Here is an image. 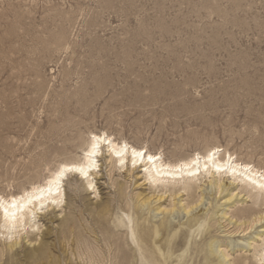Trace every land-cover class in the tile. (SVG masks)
Instances as JSON below:
<instances>
[{"label":"rangeland","instance_id":"obj_1","mask_svg":"<svg viewBox=\"0 0 264 264\" xmlns=\"http://www.w3.org/2000/svg\"><path fill=\"white\" fill-rule=\"evenodd\" d=\"M93 133L171 163L219 148L264 171V0H0V196L81 160ZM101 153L96 175L64 178L38 231L0 227V264H143L139 232L166 220L156 264L212 250V264L264 262V201L245 183L203 174L191 196L163 193Z\"/></svg>","mask_w":264,"mask_h":264},{"label":"bare ground","instance_id":"obj_2","mask_svg":"<svg viewBox=\"0 0 264 264\" xmlns=\"http://www.w3.org/2000/svg\"><path fill=\"white\" fill-rule=\"evenodd\" d=\"M90 136V141L87 148L83 152L81 160L79 159V161L75 162L61 163L58 168L51 173L46 181L44 180L45 183L43 182V184L33 186L30 190L25 191L22 195L14 196L10 199H5L0 196V200H2L4 206L9 209V212L15 211L16 213L15 219H12L11 216L6 217L5 213L3 211H0V227L5 229L8 235H18L20 231H26L27 226L30 230H33V232L35 229H37L38 231L39 227L38 225H36V221H34L35 223L33 224V219L36 217V215L43 214L45 213V210L48 211L53 207H62L65 197V192L63 190V181L64 178L69 176L68 174L75 173L84 180L91 178L92 175H96V169H98L99 164L97 163L98 161L96 158L102 156V147L108 148L111 163L119 166L120 168L124 169L127 162L133 169H137L138 167L144 168L146 172L145 177L147 178L149 183H151L163 193L170 192L172 194L176 190H180V192H185L188 194V196H191L196 188L199 178L202 177L203 174L212 176H214L215 174H218L219 176H222L223 174H231V176H233L235 180L241 181L246 184L244 190L248 191L251 197L257 198L258 200L261 197L262 201H264V171H261L252 165L244 164L243 162L240 163L236 160H233L229 154V156L226 154L228 156L227 159L221 158L220 156H218L221 151V149L219 148H213L204 155L197 152L193 157L187 160H183L178 163H171L164 161L162 158L163 156L161 157L158 154L153 155L150 152L146 151L144 148H136L135 146H132L127 142L118 143L116 140L106 135L105 133H93ZM74 138L75 137L73 136H67L65 137V140L73 141ZM93 145H96L95 154L91 155V153L93 152ZM135 153H140V155H135ZM149 157H152L153 159H149ZM71 167H75L77 169L82 168L84 172L75 170L67 171V169ZM61 170H64V172L62 177L59 179V188L57 189L56 177L57 174L61 172ZM88 184L89 185L87 186L93 188L92 181H89ZM50 187L52 189L51 192L48 191ZM253 191L257 192L253 193ZM13 200H15L17 204H24V208L17 210L11 209L10 205L12 204ZM29 200H31V203H27V201ZM184 211L188 216L190 212H188L186 208L184 209ZM244 216L246 217L248 215L245 214ZM255 221L259 222L260 219L253 220L252 224ZM247 223L250 224L249 222ZM172 228V222L166 220L164 222H161L159 228L156 227L154 232L150 227H145L142 231L139 232L138 237L140 242L138 246V252L141 259H143V264H156L158 262V257L153 247H155L159 251L161 257L164 258V261L167 260L165 254L162 252L161 247L163 246V244H161L160 239L156 238L160 231L162 232V234H165L168 233ZM62 232L63 230L60 231V233ZM153 235L155 236V238L153 237ZM182 246L183 243H175L172 246L171 244H167V249L169 254L171 255V253L179 250ZM46 247V244L42 241V243H40L35 249H33L30 254L35 258L42 259L45 255ZM212 248L214 247L212 246ZM216 251L217 250H212L210 252L204 253L201 252V255H203V264H212V256L217 253ZM219 253L221 254V257H227L226 252L220 251ZM260 257H262V260H264V253L261 252Z\"/></svg>","mask_w":264,"mask_h":264},{"label":"snow or ice","instance_id":"obj_3","mask_svg":"<svg viewBox=\"0 0 264 264\" xmlns=\"http://www.w3.org/2000/svg\"><path fill=\"white\" fill-rule=\"evenodd\" d=\"M95 148H96V145H93V152L91 153V155L95 154ZM135 155H140V153H135ZM149 159H153V158L149 157ZM73 170L84 172V170L82 168L77 169L75 167H71V168L67 169V171H73ZM63 172H64V170H61V172L57 174V177H56L57 189L59 188V179L62 177ZM84 174H86V173H84ZM48 191L49 192L52 191L51 187L48 189ZM27 203H31V200L27 201ZM24 206H25L24 204H17V202L15 200H13L12 204L10 205L11 209H13V210L23 209ZM0 211H3L6 215V217L11 216L12 219H15V215H16L15 211L9 212V209L4 206L2 200H0ZM262 264H264V262H262Z\"/></svg>","mask_w":264,"mask_h":264}]
</instances>
